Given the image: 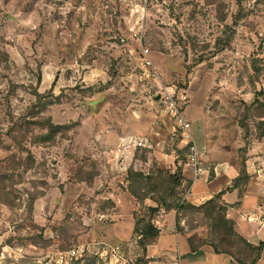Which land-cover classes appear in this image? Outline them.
<instances>
[{"label":"rangeland","instance_id":"1","mask_svg":"<svg viewBox=\"0 0 264 264\" xmlns=\"http://www.w3.org/2000/svg\"><path fill=\"white\" fill-rule=\"evenodd\" d=\"M239 1L0 0V51L8 55L0 64V165L17 154L7 131L11 118L34 103L35 91L58 98L41 117L69 127L52 147L27 144L36 164L19 170L16 207L0 204L5 264H43L47 253L107 239L111 220L100 217L101 199L118 197L129 207L126 216L154 205H138L127 194V170L173 174L189 154L175 120L163 115V88L174 92L193 125L200 167L209 148L237 161L245 154L256 181L251 190L264 194V119L252 114L264 102V0ZM226 26L233 37L218 51L215 41ZM145 54L158 80L149 77ZM140 141L146 146H137ZM77 166L98 174L91 186L70 180ZM30 193H43L32 213ZM193 220L181 217V231L176 224L175 230L192 234ZM42 228L44 240L54 243L47 250L34 239ZM194 233L206 238L204 227ZM63 241L68 250H59ZM95 248L87 255L107 244Z\"/></svg>","mask_w":264,"mask_h":264},{"label":"trees","instance_id":"2","mask_svg":"<svg viewBox=\"0 0 264 264\" xmlns=\"http://www.w3.org/2000/svg\"><path fill=\"white\" fill-rule=\"evenodd\" d=\"M238 3L240 4L239 0ZM218 14L221 16L220 21L223 22L225 15L223 13V5L217 6ZM240 14V13H239ZM240 19V15L237 20ZM238 21L235 19V24ZM227 27V26H226ZM228 32L224 33L223 37L215 41V49L218 51L224 50L232 40L233 29L227 27ZM8 61V55L0 51V64ZM204 62L203 57L195 61V65H200ZM194 65V66H195ZM255 74H259L258 66L252 63ZM40 78L38 79V83ZM94 89L89 88L87 91L92 92ZM12 93V92H11ZM34 103L30 105L26 114L18 118H11V123L7 131V136L11 142L16 146L17 154H14L5 165H0V204L6 207H16L18 199L14 187L19 184V170L27 172L31 170L36 161L32 156L27 144H37L43 147H52L56 144L59 138H67L68 126L56 125L50 118H42L41 115L52 106L58 98L51 97L47 99L48 95H41L36 91L33 93ZM254 116L260 120L264 119V102H257L253 105ZM188 154L189 148L185 149ZM25 154V157L23 155ZM186 154V155H187ZM239 175L233 180L230 188L218 193L210 200L200 206L192 205L191 203H182V195L188 186H183L182 170L177 169L175 173L157 172L154 175L143 174L136 172L132 168L127 170V194L134 199L138 205H145L147 201L154 204V207L148 206L141 213L134 211L133 219V236L128 244H126L124 251V258L127 264H148L147 249L159 237V230L155 225V217L161 212L176 211L175 224L179 231H181L180 221L181 217H193V233L189 234L187 238L189 250L191 253H199V251L209 246L213 249L214 254L224 255L228 257L235 264H258L262 257L264 245L262 243L253 245L247 241L236 231V224L227 216L229 208H238L240 203L227 205L223 202L222 197L227 191H238L239 200L243 198L245 191L243 188L248 185L250 176L247 171L246 155L239 156ZM70 180L72 182L84 183L91 186L94 183L95 177L98 176L95 171H85L84 167L77 166L72 170ZM40 194H28L27 210L29 213L33 212L34 204ZM102 214L109 213L115 204L113 200L101 199L97 203ZM100 213V214H101ZM70 217H67L63 224H66ZM204 227L206 238L200 239L194 233L198 227ZM44 229L40 230L39 235L34 239L43 249H50L53 247L51 239L44 240ZM64 228L57 231V236L62 238ZM3 246V245H2ZM2 246L0 248H2ZM59 250L65 251L71 247L68 241H63L59 245ZM101 251V250H99ZM67 264H107L98 255H85L83 259L73 261Z\"/></svg>","mask_w":264,"mask_h":264},{"label":"crops","instance_id":"3","mask_svg":"<svg viewBox=\"0 0 264 264\" xmlns=\"http://www.w3.org/2000/svg\"><path fill=\"white\" fill-rule=\"evenodd\" d=\"M189 123L191 124L190 121ZM191 127L193 129V125ZM209 150L203 162L204 167H200L202 177L194 184L193 196L188 202L195 206L204 204L218 193L230 188L233 180L239 175V163L237 159L230 157L229 151L219 150L214 153V148H209ZM246 165L248 174L251 176L250 162L247 161ZM182 177L183 186H189L192 169L187 162L183 164ZM258 177H263L262 171L258 172ZM254 180L255 178L250 177L248 185L243 188L245 193L242 199L239 200L238 191L234 190L227 191L222 200L227 205L240 203L236 209L229 208L227 216L235 222L236 231L249 243L256 246L260 243L264 245V226L261 223L264 219V194H259V189H253L257 194L251 190L252 185L256 182ZM256 180L258 181V179ZM114 198L116 199V201L113 199L115 208L107 214H100L102 219L110 218L111 220L109 236L107 239L101 237L98 242H94V245L99 247L107 244V249L113 247L119 250V261H112L109 264H127L124 258L125 250L122 247L128 244L133 236V219L132 216H126L129 207L122 205L118 197ZM148 206L154 207V205ZM175 214L174 211L161 212L155 217L159 237L147 249L148 264H235L224 255L214 254L213 249L209 246L203 247L199 253H191L187 242L189 235H182L175 230ZM49 254L47 253V255ZM4 258L5 253L3 257H0V264L6 263ZM15 261L17 262V259ZM43 264L52 263L43 262ZM258 264H264V248Z\"/></svg>","mask_w":264,"mask_h":264},{"label":"built area","instance_id":"4","mask_svg":"<svg viewBox=\"0 0 264 264\" xmlns=\"http://www.w3.org/2000/svg\"><path fill=\"white\" fill-rule=\"evenodd\" d=\"M145 65L147 67V70L149 71L148 75L149 77H152L154 79H159V74L155 70V68L151 65V62L149 61L148 57L146 56ZM171 91L168 88L162 89V94L164 95V110L163 115H170L174 120L177 127V133H179L181 139L183 142H185V148H189L188 151V165L192 169V178L190 185L185 188L183 195H182V203L186 202L188 203L193 196V186L196 182H198L202 177V171L200 168V159H201V153L197 148L196 142L192 136L191 133V125L190 123L185 119L182 111L181 106L177 102V100L174 97V92ZM137 146L139 147H145V142L140 141L137 143ZM262 225L264 226V219L261 221ZM96 245L94 244H86L79 246L75 249H72L70 251L66 252H51L49 255H47L45 258L48 260L47 262L52 264H67L72 261H78L84 258L86 254L92 253L93 249ZM95 255H98L100 259H102L107 264L111 263L112 261H119L120 259V253L117 248L109 247L106 250H103L101 252L97 251Z\"/></svg>","mask_w":264,"mask_h":264}]
</instances>
